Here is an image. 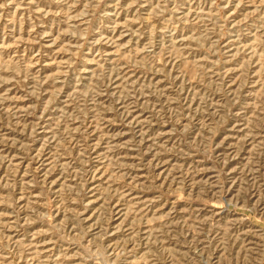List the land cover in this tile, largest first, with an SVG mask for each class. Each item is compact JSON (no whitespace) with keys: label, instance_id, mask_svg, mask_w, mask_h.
I'll list each match as a JSON object with an SVG mask.
<instances>
[{"label":"rangeland","instance_id":"374dc122","mask_svg":"<svg viewBox=\"0 0 264 264\" xmlns=\"http://www.w3.org/2000/svg\"><path fill=\"white\" fill-rule=\"evenodd\" d=\"M0 264H264V0H0Z\"/></svg>","mask_w":264,"mask_h":264}]
</instances>
